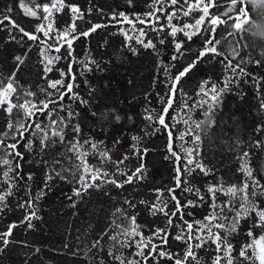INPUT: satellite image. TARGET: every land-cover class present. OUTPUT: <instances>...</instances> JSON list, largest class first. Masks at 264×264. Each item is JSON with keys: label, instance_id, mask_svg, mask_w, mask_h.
Masks as SVG:
<instances>
[{"label": "snow or ice", "instance_id": "6c2138e0", "mask_svg": "<svg viewBox=\"0 0 264 264\" xmlns=\"http://www.w3.org/2000/svg\"><path fill=\"white\" fill-rule=\"evenodd\" d=\"M126 3L133 6V0ZM262 3L150 0L146 12L111 13V21L130 26L119 30L127 52L139 56L150 50L156 57L152 87L164 84L163 94L154 93L159 108L151 91L140 103L134 80L111 56L77 54V41L110 26L86 19L91 6L83 10L70 0L7 5L0 31L7 29L9 40L22 47L25 38L37 45L42 84L34 89L18 79L31 46L11 55L7 75L0 72V223L7 213L22 212L0 230V264H12L10 246L16 245L23 264H44L41 246L13 234L21 227L36 231L46 199L61 183L71 186L57 197L70 201L66 207L99 205L89 212L95 222L89 219L75 235L69 226L63 244L49 249L77 264H264V47L260 59L254 58L258 44L247 30L258 24ZM60 13L70 19L63 27ZM17 16L37 21L34 29L27 30ZM182 18L188 19L181 23ZM79 21L89 27L81 28ZM209 63L219 64L221 75L202 78L190 94L188 80ZM245 85L258 121L247 139L228 136L221 127L226 97L243 102ZM157 134L165 135L171 175L168 184L149 187L146 160L154 149L147 141ZM214 135L222 159L205 146Z\"/></svg>", "mask_w": 264, "mask_h": 264}, {"label": "trees", "instance_id": "16d2710c", "mask_svg": "<svg viewBox=\"0 0 264 264\" xmlns=\"http://www.w3.org/2000/svg\"><path fill=\"white\" fill-rule=\"evenodd\" d=\"M70 2L79 4L83 10H86L91 6L93 11L90 15H86V19L91 20L94 23H108L110 25L107 29H100L89 38H82L80 41L76 42L75 47L77 48V54L80 58H83L84 53L87 50H91L93 56H96L97 58H100V54L102 53L106 54L104 56L105 59H108L111 56L114 63H119L121 65V73L134 80L135 87L132 88V91L137 97L141 98L140 103H143V94L146 91H151L153 92V104L156 108H159L160 104L154 93L160 92L163 94L164 84L158 82L154 88L152 87V82L157 71L156 57L150 50H141L139 56H132L131 53L127 52V50L122 47L124 37L119 31L122 27L127 29L130 26L127 24L121 25L115 21H111V13L113 11H123L125 13H142L148 11L147 4L150 3V0H133V6L131 7L126 3V0H70ZM13 3L14 0H0V12H3L7 5H12ZM249 3H254V0H249ZM100 10H102L103 14H101ZM13 15H15V13H13ZM57 16L60 27H63L66 22H70L69 17L62 13L57 14ZM16 18L20 20L27 30H33L35 24L37 23V21L30 20L26 17L21 18L20 16H17ZM257 18L258 24L249 25L247 30L251 33L249 36L250 41L253 44H258L257 49L253 51L252 55L254 58L260 59L259 49L264 47V44H261V42H264V3L259 4L257 8ZM187 19L188 18H182L181 23ZM78 23L81 28L89 27V25L83 21H79ZM137 26L139 27V25ZM2 27L3 26L0 25V28ZM13 34L16 35L19 40V34L16 32H13ZM8 36L9 34L7 29L0 31V72L7 75L13 67L11 55H20L27 50V46H31V52L28 53V59L26 60L25 66L21 72L18 73V79L25 87H32L35 89V86L38 83L42 84V81L39 80V73L41 69L38 63L39 56L37 45L32 41H27V38H25V46L22 47L21 44L10 41ZM105 40L107 41L106 45L104 43ZM192 47L195 49L198 45L193 44ZM224 48L227 49V44H225ZM121 52L123 53V57L126 59H122L121 56L118 55ZM241 55H247V53L242 52ZM163 58L167 61V54H165ZM63 63L64 62L62 61L61 66H63ZM209 75H211L214 79L219 78L221 75L219 64L209 63L202 65L200 71L188 80L186 84L187 91L190 94H194L198 82L202 78ZM103 79L106 80L107 75H105ZM162 79L163 77L161 75V80ZM116 82V78L113 77V83ZM244 87L248 92V95L245 97L243 102L234 95L226 97L223 112L221 114L223 116L221 127L228 134V136L238 134L241 138L247 139L251 129L258 121L255 116L251 114L252 109L256 106L254 100L252 99L253 93L247 85ZM126 106L127 101H125L124 105H120L121 109ZM138 108L139 105L134 107L132 110L137 111ZM233 117L236 118L235 121L233 120ZM3 123V120L0 119V129H2ZM85 131H88L87 127L85 128ZM216 131L217 130L214 129V132ZM97 138L104 137L98 136ZM165 142V135L161 134H157L147 141L148 146L154 149L148 154L146 160L152 179V183L148 185L149 187L169 183V176L171 175L170 169L172 165L169 161L164 160V156L166 155ZM129 143L131 142L129 141ZM205 146L210 150V155L218 159H222L220 156V148L222 146L215 135L210 139H206ZM132 163L135 164V161ZM225 164H228L227 159H225ZM230 167L234 169L237 165L232 164ZM70 190V185L61 183L60 188H58L46 199L44 208L41 212L43 221L35 222L37 226L36 231H26L23 227L14 230V239L18 241L26 240L30 244L41 246L43 248L41 260L44 264H48V261H51V264H77V262L73 261L70 257L58 255L55 251H50L49 249H56L63 244L69 226L72 227V235H75V229L77 227L82 229L85 226V222L89 219L93 222L97 219L95 214L91 217L89 216V212L94 207H99V205H96L94 202L92 204H88L87 206L79 205L77 209H73L65 206L70 204V201H67L66 198L61 197L60 199H57V197L61 196V191L70 193ZM85 207H87L89 211H85ZM73 212H78L79 214L77 216H73ZM21 218V211L13 210L12 212L7 213L4 221L0 223V230H4L8 223L18 221ZM101 223H103V221H101ZM242 231H246V229L242 228ZM10 247L13 248V252L10 257L12 264H23V256L18 255V253L22 251L21 247L19 245ZM23 251H29V249H23ZM33 261H36V257H33Z\"/></svg>", "mask_w": 264, "mask_h": 264}]
</instances>
